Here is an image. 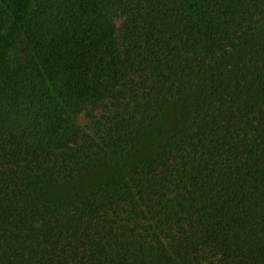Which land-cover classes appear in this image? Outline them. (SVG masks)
<instances>
[{
  "label": "trees",
  "instance_id": "1",
  "mask_svg": "<svg viewBox=\"0 0 264 264\" xmlns=\"http://www.w3.org/2000/svg\"><path fill=\"white\" fill-rule=\"evenodd\" d=\"M0 264H264V0H0Z\"/></svg>",
  "mask_w": 264,
  "mask_h": 264
},
{
  "label": "rangeland",
  "instance_id": "2",
  "mask_svg": "<svg viewBox=\"0 0 264 264\" xmlns=\"http://www.w3.org/2000/svg\"><path fill=\"white\" fill-rule=\"evenodd\" d=\"M239 59L240 54H237L234 56L233 60L239 62ZM191 102V99H186V101L169 105L166 112L162 115L161 123L153 125L152 128L146 132V136L138 147L141 156L145 158L157 152L163 137L176 128L180 118L188 111V108H190ZM122 171V167L115 165L112 167L96 166L78 175L76 181L72 184L50 189L49 193L53 198L71 199L100 187Z\"/></svg>",
  "mask_w": 264,
  "mask_h": 264
}]
</instances>
